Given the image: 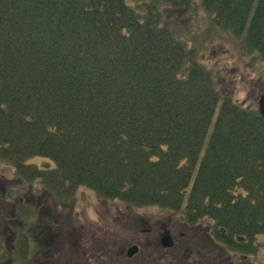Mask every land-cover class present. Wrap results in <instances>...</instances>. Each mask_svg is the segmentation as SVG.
Segmentation results:
<instances>
[{"label": "trees", "instance_id": "1", "mask_svg": "<svg viewBox=\"0 0 264 264\" xmlns=\"http://www.w3.org/2000/svg\"><path fill=\"white\" fill-rule=\"evenodd\" d=\"M169 3L205 14L201 32L187 41L164 23ZM211 32L264 61V0H0V159L63 199L86 185L134 206L184 204L214 243L252 253L264 119L200 62Z\"/></svg>", "mask_w": 264, "mask_h": 264}, {"label": "rangeland", "instance_id": "2", "mask_svg": "<svg viewBox=\"0 0 264 264\" xmlns=\"http://www.w3.org/2000/svg\"><path fill=\"white\" fill-rule=\"evenodd\" d=\"M126 2L137 6L151 4L152 0ZM159 7L163 11V22L185 38L192 32H201L207 21L205 14H196L194 20L186 5L169 3L159 4ZM201 35L204 45L200 62L215 73L218 89L230 92L241 105L255 107L257 96L264 90L263 59L254 51H246L240 42L231 41L229 36L225 40L213 32ZM27 162L39 168L54 163L51 158L39 155L30 157ZM21 179L8 160L0 159V264H142L141 251L131 261L124 253L118 254L119 247L136 239L135 222L131 219L151 222L157 217L163 221L184 219V204L179 208L154 204L136 207L119 198L102 196L86 185L78 186L71 196L63 199L41 189L35 177ZM29 184H32L30 192ZM192 220L194 228L189 234L193 236L187 243L193 248L187 254L200 252L213 264H243L244 261L264 264V235H258L253 240L252 253L244 255L221 240L213 243L205 235L208 230L212 232L208 217ZM143 225L140 222V226ZM178 240L175 246L156 256L158 264L198 262L196 256L189 260L182 258L183 253L179 251L186 243L182 236ZM142 251L145 252L146 247ZM152 257L145 263L154 264Z\"/></svg>", "mask_w": 264, "mask_h": 264}, {"label": "flooded vegetation", "instance_id": "3", "mask_svg": "<svg viewBox=\"0 0 264 264\" xmlns=\"http://www.w3.org/2000/svg\"><path fill=\"white\" fill-rule=\"evenodd\" d=\"M131 221L135 222V231L133 234L136 235V239H132L128 242L127 245H123L119 247V253L118 254H125L126 258L128 260H132V258L135 257L136 253L138 251L142 252V264H146L145 260L150 259V256H153L152 258L155 260L154 264H158V258L157 255H160L164 249L171 248L173 245L179 243V236H182L185 240V247L180 250L179 252L183 253L182 258L188 259L193 256V253L187 254L189 250L193 248V246L188 245L187 241L192 238L189 234L190 230L193 229L190 227L186 222L176 220L174 218H170L167 221H163L160 218L154 219V221L151 222L147 219H141V221H137V219H131ZM140 222H142L144 225L141 227ZM126 230V229H124ZM129 230V229H127ZM185 230V231H184ZM168 235L171 240L172 244L170 246H164L163 245V236ZM144 241H146V244H144ZM136 244L138 246L137 250L132 254H127V248L130 244ZM144 247H146V251L144 250ZM187 248V250H185ZM174 251V250H173ZM155 256V257H154ZM128 262V261H127ZM140 264V263H139Z\"/></svg>", "mask_w": 264, "mask_h": 264}, {"label": "water", "instance_id": "4", "mask_svg": "<svg viewBox=\"0 0 264 264\" xmlns=\"http://www.w3.org/2000/svg\"><path fill=\"white\" fill-rule=\"evenodd\" d=\"M256 104H257V108L258 111L260 112L261 116L264 118V93H261L257 96L256 98ZM165 238V244L169 245L171 242ZM137 249L136 245H132L129 249H128V254H132L135 250Z\"/></svg>", "mask_w": 264, "mask_h": 264}]
</instances>
